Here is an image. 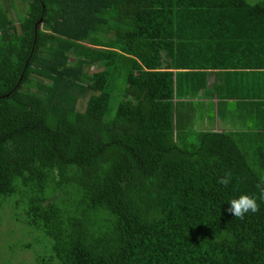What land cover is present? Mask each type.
<instances>
[{
  "label": "trees",
  "instance_id": "1",
  "mask_svg": "<svg viewBox=\"0 0 264 264\" xmlns=\"http://www.w3.org/2000/svg\"><path fill=\"white\" fill-rule=\"evenodd\" d=\"M8 1L0 201L36 263L264 264V0H11L19 26ZM202 98L236 101V134L191 139Z\"/></svg>",
  "mask_w": 264,
  "mask_h": 264
},
{
  "label": "rangeland",
  "instance_id": "2",
  "mask_svg": "<svg viewBox=\"0 0 264 264\" xmlns=\"http://www.w3.org/2000/svg\"><path fill=\"white\" fill-rule=\"evenodd\" d=\"M254 3L258 0H249ZM7 7L10 9V14L12 19L16 22L17 26H19V13H16V10L12 7L11 0L8 1ZM100 70L98 67L93 68L92 72ZM124 77L120 76L113 85V103L115 106L119 102V97L121 89L124 84ZM118 93V94H117ZM88 102V97H83L79 100L77 105V110L79 112H83ZM230 115L225 116L226 119H229ZM195 121L192 123L191 127V139H195V133L201 132L203 129L201 115H197L194 117ZM224 118V119H225ZM231 120V119H230ZM221 124L223 127L229 125L227 121L222 120ZM14 199V198H13ZM8 199V200H13ZM7 202L2 203L0 201V264H37L35 260V254L39 252L40 249H44L42 243L45 242L41 234L30 232L29 229L21 222L16 215H20L19 210H15L18 214H14L12 211L8 209ZM27 244H31V248L26 249L25 246Z\"/></svg>",
  "mask_w": 264,
  "mask_h": 264
},
{
  "label": "crops",
  "instance_id": "3",
  "mask_svg": "<svg viewBox=\"0 0 264 264\" xmlns=\"http://www.w3.org/2000/svg\"><path fill=\"white\" fill-rule=\"evenodd\" d=\"M183 114L190 119L191 127L196 114L201 115L202 121H204L203 127L200 128L203 129L202 132H232L236 134V101L230 105L223 104L219 111L217 100L210 101L202 98L192 104H187L184 107ZM227 115H230L229 119L225 118ZM222 120L230 124L223 127Z\"/></svg>",
  "mask_w": 264,
  "mask_h": 264
},
{
  "label": "clouds",
  "instance_id": "4",
  "mask_svg": "<svg viewBox=\"0 0 264 264\" xmlns=\"http://www.w3.org/2000/svg\"><path fill=\"white\" fill-rule=\"evenodd\" d=\"M231 181L230 175L226 174L220 178L218 183L222 186H228ZM264 199V196L261 197ZM228 211L232 216L242 219L249 212L255 213L258 209L256 199L252 196L242 194L238 198L231 199L229 202Z\"/></svg>",
  "mask_w": 264,
  "mask_h": 264
}]
</instances>
